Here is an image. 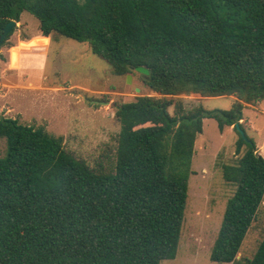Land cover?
<instances>
[{
	"label": "trees",
	"instance_id": "trees-1",
	"mask_svg": "<svg viewBox=\"0 0 264 264\" xmlns=\"http://www.w3.org/2000/svg\"><path fill=\"white\" fill-rule=\"evenodd\" d=\"M25 12L45 38L88 42L115 76L148 69V76L139 73L142 81L162 97L114 105L120 132L111 173L92 170L44 127L0 119L7 146L0 158V264L175 259L204 119L239 135L237 160L222 168L235 192L210 259L264 264V239L252 258L238 259L264 200V157L235 127L245 132L242 109H187L179 98L264 101V0H0V35Z\"/></svg>",
	"mask_w": 264,
	"mask_h": 264
},
{
	"label": "rangeland",
	"instance_id": "rangeland-1",
	"mask_svg": "<svg viewBox=\"0 0 264 264\" xmlns=\"http://www.w3.org/2000/svg\"><path fill=\"white\" fill-rule=\"evenodd\" d=\"M16 39L30 40L20 48L24 50L21 63L19 51L10 49ZM9 49L11 66H7L6 58ZM0 55V91H11L9 96H0V119L6 115L24 125L44 127L51 136L63 139L68 153L97 173L115 170L120 125L114 105L141 96L162 97L144 85L139 73L131 74V81L115 76L107 62L93 54L88 42L79 43L57 34L45 39L40 22L27 12L0 49ZM10 67H15V71ZM179 98L187 109L231 110L238 105L245 133L264 157V101L246 104L232 96L204 98L196 94ZM169 111L173 114L174 108ZM238 140L234 127L220 132L215 120H203V132L194 147L177 256L161 264H218L211 261V250L227 202L235 192V187L224 180L222 168L237 160ZM6 148V141L0 139V158L5 156ZM263 239L264 200L238 259L252 258Z\"/></svg>",
	"mask_w": 264,
	"mask_h": 264
},
{
	"label": "water",
	"instance_id": "water-1",
	"mask_svg": "<svg viewBox=\"0 0 264 264\" xmlns=\"http://www.w3.org/2000/svg\"><path fill=\"white\" fill-rule=\"evenodd\" d=\"M17 22L15 20L10 21L3 29L2 34L0 35V48L3 45L4 41L8 37V35L17 27ZM136 71L144 76L149 75V70L144 67L136 68ZM127 78L131 81L132 76L128 75ZM137 92H140V89H137ZM106 104V103H105ZM235 127L239 130V133L242 136V139L245 141H249L246 133L240 128L239 124H236Z\"/></svg>",
	"mask_w": 264,
	"mask_h": 264
},
{
	"label": "crops",
	"instance_id": "crops-1",
	"mask_svg": "<svg viewBox=\"0 0 264 264\" xmlns=\"http://www.w3.org/2000/svg\"><path fill=\"white\" fill-rule=\"evenodd\" d=\"M45 38V37H44ZM45 39H50V37L49 38H45ZM30 40L29 39H26V40H17L16 39V44L12 47H10V49L13 51V50H18L19 51V58H20V63L23 61L22 59H24V55H23V51L22 50H20V48H21V46L22 45H28V43H30L29 42ZM7 50L8 52H9V56L8 57H6L7 58V66H11L12 65V63H11V53H12V51L11 50ZM11 51V52H10ZM6 56V55H5ZM2 61L0 60V63H1ZM10 69H11V71H15V67H10ZM10 90H2V91H0V96L1 97H3V96H9V94H10ZM4 94V95H3ZM1 115V114H0ZM6 115H3V117H5ZM2 117V116H1ZM5 118H8V117H5ZM14 119V118H13Z\"/></svg>",
	"mask_w": 264,
	"mask_h": 264
}]
</instances>
